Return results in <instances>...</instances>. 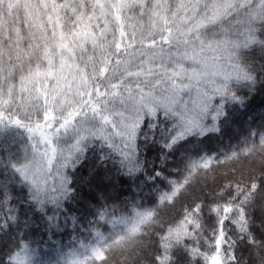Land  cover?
Returning a JSON list of instances; mask_svg holds the SVG:
<instances>
[{
  "label": "snow or ice",
  "instance_id": "1",
  "mask_svg": "<svg viewBox=\"0 0 264 264\" xmlns=\"http://www.w3.org/2000/svg\"><path fill=\"white\" fill-rule=\"evenodd\" d=\"M256 96L218 166L258 162L262 178L221 186L201 247L203 201L162 213L198 175L215 179L213 157L193 153ZM173 155L186 157L182 183L166 174ZM152 225L143 264H264V0H0V264H134Z\"/></svg>",
  "mask_w": 264,
  "mask_h": 264
},
{
  "label": "trees",
  "instance_id": "2",
  "mask_svg": "<svg viewBox=\"0 0 264 264\" xmlns=\"http://www.w3.org/2000/svg\"><path fill=\"white\" fill-rule=\"evenodd\" d=\"M260 97L256 96L254 99L250 100L249 106L245 109L233 108L231 109V116L226 124V128L231 129L230 135H217L214 136L212 140L207 141V147L203 148L200 152L193 153V156L208 155L213 157L212 167L215 169L213 179L209 175H198L195 179V182L191 183L186 191L181 192L179 198L176 200V203L169 208L165 213H162L165 222H169L175 217H178L183 211L185 206L190 207L193 199H199L204 203L203 216H202V227L203 231L197 232L196 236L200 241V246L205 245L204 237L211 239L212 232L211 229L215 226V216L209 212L208 205L211 202L218 200H226L228 198L227 194H230L234 191V185L237 182L245 179L248 176H256L257 179L261 177V168L258 162H249L248 160H243L242 162H237L233 165H223L218 166V162L223 160L225 154L230 153L232 150H239L242 146L241 136L246 131L247 124L249 123L248 118L255 117L259 109L253 111V107L258 104ZM259 121L252 123V128L255 129ZM148 160H152L151 153H147ZM158 163V161H157ZM166 174L168 176L176 178L179 182H183L182 178L187 174L186 171V157L180 155L170 156L165 164ZM235 169V170H233ZM201 173L204 172L203 169L200 170ZM127 179V178H125ZM226 182H232L228 184L226 189V195L224 197H218L217 192L221 186L225 185ZM131 182H129L130 184ZM129 185L118 184L116 185L117 189H125ZM159 190H167L166 185H157ZM84 192H87L88 189H83ZM153 195V190L145 187L143 191L139 193V199L143 206H150L151 197ZM68 207L75 211L77 214L82 210L81 203L79 199L68 205ZM118 215H128L131 216L132 213L129 211L127 204H124L118 211ZM234 214V213H233ZM130 222V221H129ZM191 225L189 228L191 229ZM125 228L124 224H119L116 227V231H122ZM101 230L107 236L109 232L113 231L110 225L102 226ZM146 231L151 232L152 244H148L145 248L141 249L138 254L132 257L134 264H143L147 260L148 255H150L154 249V244L156 242V233L159 231V228L156 225H152L151 229H146ZM224 231L227 234V237L232 239L236 238L235 230L233 225L230 223H225ZM44 240H48V234L46 232H41ZM80 237H82L85 243L96 244L97 241L91 238V233L89 232H80ZM70 239V228L57 232L52 236V241L63 240L67 242ZM188 243H191L195 246V240H189ZM247 259V257H245ZM115 264H121V258L119 256L113 257ZM99 264V262H97Z\"/></svg>",
  "mask_w": 264,
  "mask_h": 264
}]
</instances>
